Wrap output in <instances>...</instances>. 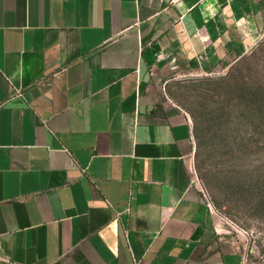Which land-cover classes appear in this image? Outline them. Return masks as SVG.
<instances>
[{"label":"crops","instance_id":"obj_1","mask_svg":"<svg viewBox=\"0 0 264 264\" xmlns=\"http://www.w3.org/2000/svg\"><path fill=\"white\" fill-rule=\"evenodd\" d=\"M263 31L264 0H0V264H241L167 87Z\"/></svg>","mask_w":264,"mask_h":264},{"label":"rangeland","instance_id":"obj_2","mask_svg":"<svg viewBox=\"0 0 264 264\" xmlns=\"http://www.w3.org/2000/svg\"><path fill=\"white\" fill-rule=\"evenodd\" d=\"M167 93L190 117L202 197L228 220L241 264H264V31L226 70L180 77Z\"/></svg>","mask_w":264,"mask_h":264},{"label":"built area","instance_id":"obj_3","mask_svg":"<svg viewBox=\"0 0 264 264\" xmlns=\"http://www.w3.org/2000/svg\"><path fill=\"white\" fill-rule=\"evenodd\" d=\"M201 190V189H200ZM204 198V197H203ZM205 200V203L207 205V207L210 209V210H215L214 207L212 206V204L210 203L209 200H207L206 198H204Z\"/></svg>","mask_w":264,"mask_h":264}]
</instances>
